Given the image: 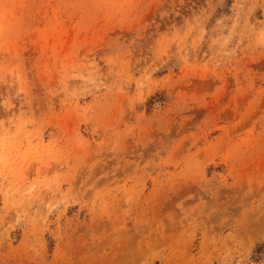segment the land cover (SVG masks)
Segmentation results:
<instances>
[{
  "label": "rangeland",
  "instance_id": "374dc122",
  "mask_svg": "<svg viewBox=\"0 0 264 264\" xmlns=\"http://www.w3.org/2000/svg\"><path fill=\"white\" fill-rule=\"evenodd\" d=\"M0 264H264V0H0Z\"/></svg>",
  "mask_w": 264,
  "mask_h": 264
}]
</instances>
